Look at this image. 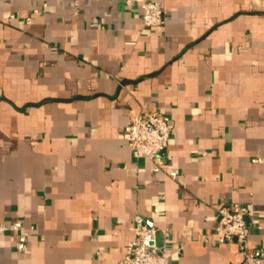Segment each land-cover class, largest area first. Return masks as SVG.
Wrapping results in <instances>:
<instances>
[{"label":"crops","instance_id":"0c3cea01","mask_svg":"<svg viewBox=\"0 0 264 264\" xmlns=\"http://www.w3.org/2000/svg\"><path fill=\"white\" fill-rule=\"evenodd\" d=\"M132 1L0 0V224L35 229L24 252L1 237L0 264H120L137 215L170 264H240L214 230L224 203L255 205L264 248V0ZM151 111L177 180L124 139Z\"/></svg>","mask_w":264,"mask_h":264},{"label":"built area","instance_id":"2783aa9c","mask_svg":"<svg viewBox=\"0 0 264 264\" xmlns=\"http://www.w3.org/2000/svg\"><path fill=\"white\" fill-rule=\"evenodd\" d=\"M126 4L131 7L133 1L126 0ZM139 8L144 27L152 28L164 24V11L158 2L144 1ZM170 137V119L158 111L132 114L124 131V139L131 147L134 159H147L154 163V172L163 171L177 180L181 172L160 162L161 154L169 146ZM255 215L256 208L253 203H224L217 209L214 230L220 235V243L238 245L244 255L240 264H264V248L249 249L250 222ZM34 231V227L27 228L20 220L3 223L0 224V239L7 234L16 235V247L18 251L24 252ZM134 233V238L128 243L126 256L120 264H170L167 254L168 233L163 232L162 241L159 242L157 230L147 225L141 215L135 218Z\"/></svg>","mask_w":264,"mask_h":264},{"label":"trees","instance_id":"16d2710c","mask_svg":"<svg viewBox=\"0 0 264 264\" xmlns=\"http://www.w3.org/2000/svg\"><path fill=\"white\" fill-rule=\"evenodd\" d=\"M11 222H13V221H11Z\"/></svg>","mask_w":264,"mask_h":264}]
</instances>
